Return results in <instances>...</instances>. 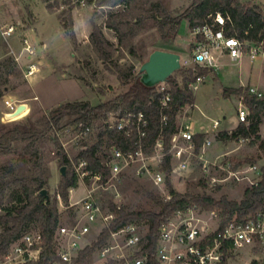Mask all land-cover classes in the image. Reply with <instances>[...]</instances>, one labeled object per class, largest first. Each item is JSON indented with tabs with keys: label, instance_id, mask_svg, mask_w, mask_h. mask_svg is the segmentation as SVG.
<instances>
[{
	"label": "rangeland",
	"instance_id": "1",
	"mask_svg": "<svg viewBox=\"0 0 264 264\" xmlns=\"http://www.w3.org/2000/svg\"><path fill=\"white\" fill-rule=\"evenodd\" d=\"M247 1H245L246 4H255L252 2L254 0ZM256 1L264 8V0ZM155 3L162 4L171 15L177 16L191 5L192 0H134V8L131 9L128 20L134 17L135 21L137 18L139 21L133 26L129 25L130 31L121 45L118 33L107 26V22L111 14L123 11L125 4L112 7L91 3L82 7L75 0H7L6 3L4 2L3 13L0 15V56L4 50H13L15 53H19L21 49L25 51L24 47L29 43L33 48V60L37 59L35 63L41 66L38 58L43 57L49 64L42 66L40 73L29 78L22 65L17 64L16 67H12L3 64L5 58L14 56L12 52L0 58V92L3 93L0 97V136L16 124L24 130L35 127L39 117L68 101L85 100L92 104H99L115 98L128 89L129 84H125L126 80L134 79L138 75L142 63L155 49L180 53L183 67L172 77L180 84L191 80L195 76L192 69L196 66L192 52L197 42V38L192 33L193 26L188 20H183L176 37L171 41L164 40L158 29L157 19L150 16ZM63 22H65V28ZM92 22L99 25L105 36L113 43V57L107 65L100 58L92 42ZM8 24H13L15 31L5 36L2 33V27L6 28ZM42 41L45 44H42ZM26 54H28L27 51L22 56L23 60L27 59ZM263 61L264 57L250 61L245 56L242 61H234L228 56H222L217 70L210 69L198 89L194 90L196 105L184 107L182 117L184 118L185 115L192 117L203 125L204 130L210 133L211 144L201 148L202 158L199 155H193L185 170L174 171L167 176L179 192L193 194L207 192L217 198L226 195L230 199L239 200L245 188L251 185L247 180H228L213 186L206 177L203 166L212 167L215 175H225V172V174L221 173L213 166H219V164L227 166L230 158L242 160L254 158L257 160L255 163L257 166L263 163L262 151L258 148L259 140L255 137L245 141L237 137L228 140H222L219 137L221 131L227 130L231 133L237 127L240 101L244 102L241 96L233 94L227 96L224 89L240 84L241 74L243 79H247L251 74V67L254 70L250 82L255 84L259 79L261 81L259 87L264 88V78L260 68ZM54 67L57 70H53ZM168 84L173 89V86ZM35 95H37L36 99L33 98ZM11 97L18 101L30 102L31 107L21 116L7 120L3 113L6 110L5 100ZM215 120L221 123L219 129L212 128ZM104 126L103 121H97L92 126L91 135L79 142L73 138L74 134L61 133L60 141L66 144L64 148L69 158L76 161L84 143L93 145ZM262 132L264 133V117L260 129L261 135ZM51 136L50 140L41 144L42 169L45 171L44 177L47 180L45 188L49 191L50 201L55 204L57 188L63 181V175L60 172L63 164L57 155L55 132L51 133ZM28 157L24 155L23 145H19L11 154L0 155V167L10 166L11 168L2 180L7 184V189L4 205L0 206V215L5 213V207L17 202V197L21 193L19 180H32L38 175V168L33 161L28 160ZM249 165L254 164L245 163L244 166ZM73 170L74 166L71 163L67 166V172L71 173ZM250 176L255 178L256 174L250 173ZM167 178L165 183L157 185L146 170L142 169L140 164H136L126 168L119 178L113 179L108 184L106 181L102 184V181L94 183L91 180H79L78 187L70 190L69 204L65 203L59 195L57 196L61 224L71 225L77 222L81 204L74 203L81 202L88 187L94 188L95 196L99 198L98 202L105 212L112 211L110 202H114L118 207L125 206L128 210L158 211L160 206L146 194L145 190L153 191L166 200L165 192L169 190ZM140 223L146 231L149 230V224L146 221ZM91 224L92 230L87 235L84 247L91 245L102 229L108 225L101 219ZM2 230L3 226L0 224V232ZM27 231L37 232L36 223H31ZM112 242L111 236L107 244ZM100 250L96 248L85 263L103 264L99 255ZM254 253L263 255V250L244 248L240 256L230 260L229 264H257Z\"/></svg>",
	"mask_w": 264,
	"mask_h": 264
},
{
	"label": "trees",
	"instance_id": "2",
	"mask_svg": "<svg viewBox=\"0 0 264 264\" xmlns=\"http://www.w3.org/2000/svg\"><path fill=\"white\" fill-rule=\"evenodd\" d=\"M92 1L88 0V4H91ZM96 4L112 7L125 4L124 10L111 14L107 22V26L116 30L119 42L123 45L124 38L130 31V26L139 21L138 18L135 21L134 17L128 20L131 9L134 8V0H96ZM153 11L150 16L157 19L158 29L164 40L171 41L176 37L183 20H188L194 27L202 24L209 14L220 12L229 18L225 28L227 35H234L242 40L263 43L264 45V8L258 4H246L242 0H192L191 5L177 16L171 15L160 3L154 4ZM92 25V42L100 58L107 65L113 57V43L105 36L99 25L95 22H92ZM63 26L66 27L65 22H63ZM3 64L12 67L17 66L13 56L5 58ZM210 69L196 65L192 69L195 76L183 84L171 76L169 83L173 86L172 101L169 109L166 110L168 124L164 127L166 150L170 148L171 136L177 128V115L187 105L195 104V93L189 87L190 82L194 81L198 74L207 75ZM126 77L128 76L126 75ZM125 84H129L128 89L107 102L92 104L85 100L68 101L51 110L48 114L39 117L35 122V127L24 130L16 124L0 136V155L11 154L19 145H23L24 155L27 157L30 155L28 160L33 161L39 171L32 180H19L21 193L17 197V202L5 207V213L0 215V224L3 226V230L0 232V255L7 252L11 244L28 230L31 223H36L42 236L40 258L22 264H52L61 260L56 252L55 243L56 231L61 225L57 196L59 195L65 203L69 204L70 190L78 187L79 177L74 170L63 176V181L56 191L55 204H52L50 200L46 202L45 196L40 194V191L47 186V180L44 177L45 171L42 169L41 144L52 138L51 133L61 131L68 126H93L97 121H103L105 127L99 133L95 143L93 145L84 143V147L76 160L84 158L88 161L90 169L107 173V170L101 165V158L98 153L105 144L116 142L123 148H136L134 139L123 136L120 131L115 129H107V122L111 117L120 116L127 110H142L149 119L147 138L144 140L143 148L146 152L153 150L156 138L162 129L161 108L158 99L155 98L156 87H146L138 80V75L134 79L126 80ZM224 93L227 96L233 94L243 97V101L250 108L251 118L249 124L240 122L231 133L224 130L219 133V137L222 140L233 137L246 139L255 137L259 140L258 148L262 151L263 163L259 166L261 178L258 183L247 186L242 198L237 200L230 199L226 195L217 198L207 192L202 194L182 193L167 178V186L172 194L171 199L164 200L153 191L145 190L146 194L160 206L158 211L128 210L125 206L118 207L114 202H110L111 210L116 213V216L102 229L91 245L80 250L78 258L80 263L87 262L96 248L102 249L107 244L112 232L118 231L132 222L146 221L149 224L148 245L146 247V251L149 253L148 264H156L155 249L160 227L167 223L177 210L185 209L193 204H198L206 210H214L220 217L221 229H224L234 219L244 221L264 208V136L260 134L264 117V97L260 98L249 94L245 87H226ZM2 94L0 92V97ZM204 136L203 133L199 132L194 135L197 152L203 144ZM54 139L61 163L70 166L71 160L66 154L60 138L55 135ZM230 160L235 167L244 166L245 163L255 164L257 162L254 158H246V160L230 158ZM164 165L165 171L169 175L172 169L170 155L166 156ZM10 170V166L0 167V206L4 205L7 189V184L3 183L2 180ZM36 192L37 194H35ZM230 247L231 243H227L224 249L225 264L228 263Z\"/></svg>",
	"mask_w": 264,
	"mask_h": 264
},
{
	"label": "built area",
	"instance_id": "3",
	"mask_svg": "<svg viewBox=\"0 0 264 264\" xmlns=\"http://www.w3.org/2000/svg\"><path fill=\"white\" fill-rule=\"evenodd\" d=\"M78 5L85 7L88 0H75ZM96 4V0L92 1ZM3 13V0H0V15ZM229 18L220 12L211 13L202 24L193 27L192 33L197 38L193 49V61L196 65L216 69L219 66V59L228 56L234 61H242L247 56L250 61H255L259 57H264L263 43L249 40H242L234 35H227L225 28ZM15 31L13 24L2 27L5 36L11 35ZM27 43V39H25ZM28 54H33L32 46L27 43L24 47ZM40 70L36 63H30L26 76H32ZM206 75L198 74L196 79L190 82L189 87L194 91L198 89L200 83ZM169 82L162 83L156 87L155 98L158 99L161 108L162 129L156 138L154 148L151 152H146L143 148L144 140L147 138V128L149 119L142 110H127L120 116H113L107 122V129L120 131L123 136L134 139L136 148L120 147L116 142L105 144L100 150L101 165L107 173L92 170L88 166V161L79 158L74 161L70 158L74 166V171L79 180L104 181L108 184L119 176L131 165L140 164L142 169L151 176L157 185L165 183L167 173L164 162L167 155H170L171 172L185 170L191 157L203 154L201 148L211 144L209 138H204L203 144L196 151L194 135L196 126L194 121L189 123H178L175 132L171 136L170 148L166 150L164 127L168 124L166 110L169 109L172 101V88ZM248 93L257 97H264V88L249 85L246 87ZM20 101L15 98L5 100L6 110L4 114L11 113L16 109ZM238 109V121L245 124L250 123V108L240 102ZM182 111V110H181ZM180 111V112H181ZM180 113L177 115V119ZM12 119V118H11ZM10 120V119H7ZM220 121L213 122V128L218 129ZM105 127V126H104ZM74 134V139L79 142L91 135L92 126L85 127L68 126L61 131H56L59 138L61 133ZM61 139V138H60ZM241 141L246 138H239ZM65 147V143H62ZM217 164V163H216ZM215 170L225 175H215L212 167L203 166L209 182L216 186L225 181L247 180L257 184L261 178L260 167L256 164L249 166H233L229 160L227 166H213ZM255 173V178L250 176ZM166 200L172 198L168 190L165 192ZM95 196L94 188H86L85 196L81 202V210L77 222L71 225H60L56 231L55 243L56 252L60 261L52 264H86L78 261L80 250L84 247L87 235L92 230V224L98 219L109 223L115 218L114 211L105 212ZM148 231L139 222L129 223L118 231L112 232L113 242L106 244L100 250V258L103 264H148L149 253L146 251L148 245ZM42 236L39 231H25L20 238L14 241L6 253L0 255V264H22L31 260H38L42 250ZM227 243H231L230 260L240 256L244 248L261 249L264 257V208L246 220L231 221L224 229H221V221L218 213L214 210H206L198 204H193L185 209H179L167 223L161 225L157 246L155 249L156 264H225L224 249Z\"/></svg>",
	"mask_w": 264,
	"mask_h": 264
},
{
	"label": "water",
	"instance_id": "4",
	"mask_svg": "<svg viewBox=\"0 0 264 264\" xmlns=\"http://www.w3.org/2000/svg\"><path fill=\"white\" fill-rule=\"evenodd\" d=\"M182 67V55L180 53L155 49L150 53L148 59L142 63L138 73V80L146 87L154 88L162 83L169 82L171 76ZM26 109H28L27 103L20 102L13 112L4 114V118H17ZM60 172L63 176L66 175L67 165H62ZM40 194L45 196L46 202L50 200L47 188H43Z\"/></svg>",
	"mask_w": 264,
	"mask_h": 264
},
{
	"label": "crops",
	"instance_id": "5",
	"mask_svg": "<svg viewBox=\"0 0 264 264\" xmlns=\"http://www.w3.org/2000/svg\"><path fill=\"white\" fill-rule=\"evenodd\" d=\"M6 1L7 0H3V3L5 2L6 3ZM242 1H246V2H248L247 0H242ZM252 2H254L255 4H257L258 2L256 1V0H254V1H252ZM42 44H45V42L44 41H42ZM9 52H12L13 54H14V56H16V57H14L13 55V57H14V59L16 60V62H17V64H20V65H22V68H23V70H24V72H26L27 71V69H28V66L29 65H27V64H29V63H35V61L37 60V59H35V60H33V54L32 55H30V54H26V60H23V55H24V53H25V51H23V49H21V51L19 52V53H15L13 50L12 51H6V50H4V51H2V53H1V56H0V58L1 57H4L5 55H7V53H9ZM39 59V61L41 62V66L40 65H38L39 67H40V70L37 72V73H40L41 72V70H42V66H46V65H48L49 63L47 62V60H45V59H43V57H39L38 58ZM26 61V62H25ZM260 68H261V70H262V77L264 78V61L262 62V65L260 66ZM251 69V74L248 76V78L247 79H243V76H242V74H241V81H240V84H238V85H234V86H232L231 88H239V87H247V86H249V85H254V86H260V84H261V81L258 79L257 81H256V83L254 84V83H251L250 82V78H252V72H253V67H251L250 68ZM53 70H57V68H53ZM37 73H35L34 75H36ZM244 74V73H243ZM34 75H32V76H34ZM32 76H30V77H32ZM29 77V78H30ZM28 78V79H29ZM23 99L25 98V97H22ZM34 99H36L37 98V95H35L34 97H33ZM22 99V100H23ZM20 102H25L26 103V101H20ZM241 102V101H240ZM27 105H28V108H30L31 107V104H30V102H28L27 103ZM196 105V104H195ZM182 114H183V112L181 111L180 112V115L178 116V119H177V121H178V123H189L190 121H194L195 122V126H196V132L198 133H203L205 136H204V138H209L210 139V137H209V134L210 133H208V132H206L205 130H204V127H203V125H200L197 121H195V119H193L192 117H186V115H185V117L183 118L182 117ZM221 124V123H220ZM212 128H213V124H212ZM220 128V125H219V127H218V129ZM214 129V128H213ZM227 131V130H226ZM229 132V131H228ZM262 136H264V133L262 132ZM72 190H74V188H72ZM254 259H255V263H257V264H264V257H263V255H257V254H255L254 253ZM254 259H252V260H254Z\"/></svg>",
	"mask_w": 264,
	"mask_h": 264
},
{
	"label": "bare ground",
	"instance_id": "6",
	"mask_svg": "<svg viewBox=\"0 0 264 264\" xmlns=\"http://www.w3.org/2000/svg\"><path fill=\"white\" fill-rule=\"evenodd\" d=\"M28 109H26L23 113H25Z\"/></svg>",
	"mask_w": 264,
	"mask_h": 264
}]
</instances>
